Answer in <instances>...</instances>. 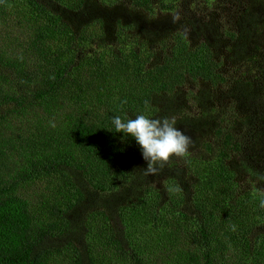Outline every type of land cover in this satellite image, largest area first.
I'll return each mask as SVG.
<instances>
[{"label":"trees","instance_id":"16d2710c","mask_svg":"<svg viewBox=\"0 0 264 264\" xmlns=\"http://www.w3.org/2000/svg\"><path fill=\"white\" fill-rule=\"evenodd\" d=\"M0 32V264H264V0H0ZM138 114L186 154L146 173Z\"/></svg>","mask_w":264,"mask_h":264},{"label":"clouds","instance_id":"9594fccd","mask_svg":"<svg viewBox=\"0 0 264 264\" xmlns=\"http://www.w3.org/2000/svg\"><path fill=\"white\" fill-rule=\"evenodd\" d=\"M111 123L117 133H123V137H131L146 161L145 171L154 174L157 165L166 163L172 156L186 154L190 137L176 126L175 118H152L145 114L134 117L113 116ZM264 206V201L261 202Z\"/></svg>","mask_w":264,"mask_h":264},{"label":"rangeland","instance_id":"374dc122","mask_svg":"<svg viewBox=\"0 0 264 264\" xmlns=\"http://www.w3.org/2000/svg\"><path fill=\"white\" fill-rule=\"evenodd\" d=\"M6 30H8V29H6ZM6 30H5V31H6ZM6 36H8V38H5ZM6 39H8V40H7L8 42H11L12 39H13V35L11 36V35H7V34H5V32H4V33H3V32H0V45H2V40H6ZM239 181H240V177H239ZM241 188H242V187H241ZM25 191H26V193L29 195V197L31 198V203H33L34 205H36V203H37V198H36V196L33 194V191L30 190V188H26Z\"/></svg>","mask_w":264,"mask_h":264}]
</instances>
